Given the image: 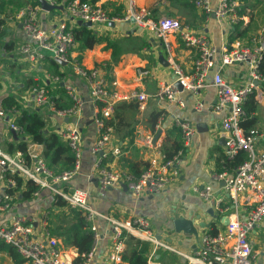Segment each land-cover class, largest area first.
<instances>
[{
	"label": "crops",
	"instance_id": "1",
	"mask_svg": "<svg viewBox=\"0 0 264 264\" xmlns=\"http://www.w3.org/2000/svg\"><path fill=\"white\" fill-rule=\"evenodd\" d=\"M6 1L8 5L1 15L6 20V33L0 38V109L8 110L4 106L9 104L8 99H13L22 108L21 111H40L46 119L48 129L66 143L60 132L68 120L47 109L35 107L33 89L36 86L46 87L51 100L59 108H67L71 104L69 87L86 102L78 121L86 145L82 168L72 181L63 185L66 191L76 188L88 190L91 194L90 205L104 216L117 220H127L132 216L147 218L157 238L175 246L184 254L195 252L200 235L205 232L211 233L213 225H216L219 231L228 222V217H219L210 203L192 191L193 187L210 186L214 195L223 198L225 204L231 207L228 215H237L239 219L246 218L254 207L253 196L244 194L240 195L236 202L232 201L225 190V181L220 177L222 173L234 175L237 168L220 173L226 159L227 135L222 128L226 111H215L217 95L213 76L220 72L235 87H241L249 82L246 64L239 63L222 68L220 56L223 46L246 44L251 37L257 35L264 37V0H235L244 18L236 26L221 24L214 15L208 17L197 10L189 0H135L139 9L151 13L152 20L176 19L196 34L205 35L216 49L214 67L206 79L205 87L199 94L180 93L179 98L184 103L182 106L157 97L160 81L169 83L176 80L173 63L185 74H189L198 57V51L186 48L178 37L170 39V54L164 42L147 27L132 20L126 22L117 20L88 27L101 41L92 49L79 52L76 44L72 50L73 58L79 60L87 69L98 67L109 87L117 88L122 95L130 91L144 92L148 95L147 109L143 114L134 115L127 109L118 113L124 122L120 130L113 131L111 142L112 145L121 147L122 154L119 157L109 155L105 160L107 167L132 175L140 174L152 155V150L146 147L144 139L150 134L155 138L159 131L162 133L158 142L161 147L166 146L168 154H174L178 146L183 149L179 165L180 177L174 187L166 192L140 198L134 196L125 185L101 193L99 184L96 186L90 178L96 156L92 155L88 148L96 140L97 132L93 122L95 109L89 97L87 82L74 75L69 65L54 67L51 59L31 64L20 52L24 44L31 42L21 22L16 18L23 9L36 8L37 20L46 31L54 29L61 23H66L71 30L84 25H79V21H73L68 17L65 0L58 2L56 8L50 11L43 9L39 0ZM95 4L107 10L110 16L113 13L124 16L128 0H97ZM213 5L214 7L217 5V0H213ZM139 70L148 72L142 80H138ZM261 71L264 74V63ZM114 83L117 85H112ZM244 109L246 119L243 127L247 133L254 132L256 148L263 150L264 82L256 83L254 93L247 99ZM153 114L161 116L154 132L150 123ZM12 119L0 117V148L8 152L11 145L16 147L22 141V135H18L16 140L9 131ZM119 122L116 120V123ZM182 122L190 123L194 128V135L188 146H184L182 130L178 124ZM131 131L134 133L132 138L128 136ZM28 149L41 156L43 154V147L33 142L28 144ZM3 191L4 186L0 182V196ZM12 198L11 208L0 212V223L9 222L15 216L25 218L36 237L45 241L48 235L55 238L63 258L66 261H73L77 250L73 245V233L70 230L75 224L74 211L77 210L70 208L62 199L59 201V198L57 199L48 189L40 190L31 199H23L21 191H17ZM62 202L66 205L62 206ZM44 213H48L47 219L44 218ZM179 218L193 223L198 231L197 237L175 231L174 221ZM95 224L101 232V239L92 264H107L112 247L110 239L112 227L105 219H98ZM249 240L253 249L254 264H264V219L250 233ZM9 248L0 243V264H19L13 260ZM164 252L168 257L175 258L177 264H186L182 258ZM159 261L161 264L164 262L162 252Z\"/></svg>",
	"mask_w": 264,
	"mask_h": 264
},
{
	"label": "built area",
	"instance_id": "2",
	"mask_svg": "<svg viewBox=\"0 0 264 264\" xmlns=\"http://www.w3.org/2000/svg\"><path fill=\"white\" fill-rule=\"evenodd\" d=\"M44 1L49 5H57V0ZM189 1L208 17L214 15L221 24L236 26L244 20L240 6L235 0H217L215 7L213 0ZM66 10L68 17L73 21L89 22L93 26L133 19L153 31L164 42L170 54L171 37H178L188 49H196L198 57L192 72L185 74L173 63L176 80L169 83L159 82L157 89L159 99L176 102L182 106L184 103L179 98L180 93L199 94L205 87L206 79L214 67L216 49L205 35L196 34L180 21L170 18L154 21L149 11L137 7L135 0H128L125 15L121 19L111 17L107 10L99 5L81 0L71 1L66 5ZM16 18L21 22L25 34L31 41L24 44L20 51L27 62L33 64L46 59L60 60L69 65L72 73L84 79L89 86V97L95 109L93 122L97 132L96 140L88 148L89 152L96 156L90 178L98 180L101 193L108 188L125 185L134 196L140 198L172 189L180 177L182 150L174 157L168 158L158 140L154 143L153 134L147 135L144 139L146 147L152 150V155L139 175L109 168L105 163L109 155L119 157L122 154L119 145H112L111 137L114 130L107 125V121L113 117L115 108L120 102H134L138 105L139 113L143 114L147 109L148 95L137 91L122 95L117 88L109 87L98 67L87 69L79 60L73 58L71 52L76 42L73 30L66 23H61L50 31L44 30L37 20L36 8L23 9ZM220 61L222 68L239 63L246 64L249 76V82L241 87L233 86L220 72L213 76L217 95L215 111H226V117L222 121V128L227 135L225 155L230 159L241 153L246 155L245 162L237 168L234 175L222 173L220 177L224 179L225 190L232 201L236 202L238 197L244 194L253 196L254 207L246 218L239 219L237 215H228L231 207L225 204L223 198L215 196L210 186L193 187L192 191L210 203L219 217H228V223L216 234L205 232L200 235L195 252L184 254L175 246L157 238L153 234L151 222L145 217L132 216L127 220H117L100 214L90 205L91 194L88 190L76 188L66 191L63 186L72 181L82 168L86 145L78 121L85 107V99L69 87L71 104L67 108H59L51 100L49 90L43 86H36L33 89L34 106L47 109L68 120L60 136L71 151L73 165L71 169L56 174L48 167L45 159L34 151L28 149L26 156L20 151L9 153L0 148V182L4 186L0 196V212L11 208L13 198L7 189L15 185L12 177L18 176L34 182L41 190H51L56 198L65 201L70 208L80 211L89 223L94 244L89 252L82 255V261L77 264H92L96 256L101 239V232L95 224L98 219H105L112 227L110 233L112 247L107 264H125L123 254L128 235L151 246L147 264H161L159 261L161 251L182 258L186 264H254L249 235L264 219V149L256 148L254 132L247 133L243 123L246 119L244 105L247 99L254 93L256 83L264 82V74L261 71L264 63V37L257 35L251 37L246 44L223 46ZM147 73L139 70L138 80H142ZM176 83L181 84L182 92L178 91ZM112 85L116 86L117 83ZM19 114L20 111L15 107L8 110L0 109V117L13 118L9 123V131L22 135V129L16 125V116ZM178 124L182 130L184 146H188L194 135V128L190 123ZM48 217V213H44V218ZM43 222L46 223L44 220ZM46 240L36 237L31 225L23 217L15 216L9 222L0 223V243L14 249L28 264H74L73 261H66L63 258L55 238L48 235Z\"/></svg>",
	"mask_w": 264,
	"mask_h": 264
},
{
	"label": "trees",
	"instance_id": "3",
	"mask_svg": "<svg viewBox=\"0 0 264 264\" xmlns=\"http://www.w3.org/2000/svg\"><path fill=\"white\" fill-rule=\"evenodd\" d=\"M62 0H57V3ZM73 0H65V5L70 3ZM82 2H89L95 4L97 0H81ZM8 5L6 0H0V38L4 37L6 33V20L3 16L5 7ZM242 14V12H241ZM111 17L123 18L122 15L112 14ZM73 35L75 42L77 44V50L84 51L85 49H92L97 43L101 41L99 37L95 33L92 32V29L85 26H77L75 30H73ZM51 63L54 67H60L61 64L57 63L55 60H52ZM9 104L5 105L7 109H11L15 107L20 111V114L16 116V125L22 129V141L15 147H9V153H14L16 151H20L24 153L26 156L28 155V144L33 142L43 147L42 157L47 161L48 167L53 170L56 174H60L64 171L71 169L74 159L71 154V151L67 145V143L63 142L61 138L51 132L46 123V119L43 114L38 110H22L21 107L18 106L17 102L13 99H8ZM129 110L134 115L139 113L138 105L134 102H121L117 105L114 111V117L111 120L107 121V125L111 126L114 131H118L121 128V125L124 122V119L121 118L120 110ZM160 114H153L150 117L151 128L154 132L155 125L160 118ZM116 120H119V123H116ZM247 131V130H245ZM134 133L131 131L128 136L134 137ZM24 139V140H23ZM133 141V139H131ZM183 150L181 146H178L175 150L174 154H168L166 150V146L163 145L162 151L168 157H174L179 151ZM246 160V155L244 153L239 154L238 156L229 159L226 157L225 163L221 169V172L232 171L238 168L241 164H243ZM59 166V168H55ZM63 168V169H62ZM58 169V170H57ZM135 176L139 175V173H134ZM15 182L14 186H9L7 191L13 196L17 191H21V196L23 199H31L33 195L39 192L41 189L32 181H25L24 178L14 176L12 177ZM58 199V198H57ZM60 201V199H59ZM62 206H65L66 203L62 202ZM75 215V224L70 230L73 233V245L77 250V255L73 260L74 264L80 263L82 261V255L91 250L94 244L93 234L90 230L89 223L85 220L82 213L80 211H74ZM212 234H216L218 232L216 225L211 227ZM126 249L123 254V260L126 264H147V256L150 252V245L147 242H144L140 239H137L131 235L126 236ZM11 256L16 263H24L26 262L22 259L14 249L9 248Z\"/></svg>",
	"mask_w": 264,
	"mask_h": 264
},
{
	"label": "water",
	"instance_id": "4",
	"mask_svg": "<svg viewBox=\"0 0 264 264\" xmlns=\"http://www.w3.org/2000/svg\"><path fill=\"white\" fill-rule=\"evenodd\" d=\"M43 9L45 10H53L56 8V6H53V5H49L47 4L44 0H39ZM132 21H134L132 19ZM79 25H84L86 27H91L92 24L91 23H83L82 21H79ZM57 63L61 64V65H66L65 63L61 62L60 60H56ZM176 87L178 89L179 92H182L183 91V88L181 86L180 83H176ZM162 131H159L157 133V135L155 136V139H154V143L157 142V140L159 139L160 135H161ZM14 138L17 140L18 138V135L15 133V132H12ZM93 182L95 183L96 186H98V180L97 179H93ZM125 188V187H124ZM111 189V188H108V190ZM126 189V188H125ZM228 223V222H227ZM227 223L225 225H227ZM201 226H204V225H201ZM205 227V226H204ZM174 228H175V231L177 233L179 232H184L186 233L187 235H194L197 237L198 235V231H197V228H195L193 226V223L191 221H188V220H185L184 218H179V219H176L174 221ZM180 264H183V263H180Z\"/></svg>",
	"mask_w": 264,
	"mask_h": 264
},
{
	"label": "rangeland",
	"instance_id": "5",
	"mask_svg": "<svg viewBox=\"0 0 264 264\" xmlns=\"http://www.w3.org/2000/svg\"><path fill=\"white\" fill-rule=\"evenodd\" d=\"M161 252H162V259L164 260L163 264H177L175 258H173L171 256L168 257L165 252L164 253H163V251H161Z\"/></svg>",
	"mask_w": 264,
	"mask_h": 264
}]
</instances>
